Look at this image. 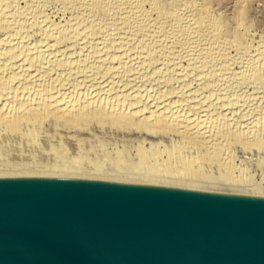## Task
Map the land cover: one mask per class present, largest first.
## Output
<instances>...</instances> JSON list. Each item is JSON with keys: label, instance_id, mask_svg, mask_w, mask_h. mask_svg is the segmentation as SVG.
Masks as SVG:
<instances>
[{"label": "bare ground", "instance_id": "6f19581e", "mask_svg": "<svg viewBox=\"0 0 264 264\" xmlns=\"http://www.w3.org/2000/svg\"><path fill=\"white\" fill-rule=\"evenodd\" d=\"M18 1L0 0V102H13L10 106L0 103L1 123L14 127V133L23 135V138L26 137V127L37 126L39 119L45 116L67 124L97 118L100 121L111 120V123L120 126L134 124L145 129L148 126L152 132L163 129L164 133L172 132L174 136L179 133V145L172 146L174 149L169 152L166 150L170 156L166 164L160 163L164 161L160 155L158 158L157 154L150 156L143 153V165L149 159H153L155 165L162 164L156 172H138L129 179L111 175L94 177L220 193L226 192L219 187L237 185L231 177L213 176L228 167L225 161L229 156L225 157L232 152L230 149L234 141L241 140L247 145L250 139L255 141L250 147L261 148L264 145V129L258 123L261 114L253 109L256 107L254 104L244 106L248 101H243L245 104L242 106L247 107L242 113L245 115L240 111L238 113L241 118L249 115V119L243 118L247 119L244 121L236 113L238 109L233 107L240 98L234 104L233 95L231 99L226 97L234 93L235 98L236 90L239 87L243 90L242 83L245 85L243 81L246 79L254 85L261 79L264 81L262 46L263 49L254 48L253 44L245 41L242 33L237 32L239 29L236 27V32H222L221 22L210 17L204 5L199 6L189 0H169L168 4L163 0H62L63 9L71 14L62 26L48 21L49 16L42 8L45 6L42 5L43 0H28L26 10L17 6ZM44 2L46 11L50 4ZM37 36L43 40L34 44ZM50 40L54 41L51 46L48 43ZM62 46L68 50L63 51ZM231 48L235 49V55L230 57L228 52L227 57L230 58L223 60L224 54ZM196 53L205 56V66L217 67L218 71L224 67L223 74L215 72L214 68L212 70L218 73V80L203 72L199 75V70H205V67L199 69L198 61V66L196 62L194 64L198 71L193 73H197L202 80L194 78L192 70L195 67L188 69V65L186 68L183 66L182 62L187 60L189 67L194 66ZM233 63H238L240 67L239 73L235 74L240 77L236 79L238 81L228 79L231 76L228 72L235 68ZM217 65H221L220 69ZM195 81L197 86L193 88ZM225 81L228 87L221 90L219 84ZM93 93L98 95L91 97ZM100 94L107 98L104 100L101 96L97 99ZM255 101L259 106V99L249 102L252 104ZM222 103L236 111L221 112ZM256 117L258 124L255 123ZM236 118L242 122L236 123ZM226 122L229 128L225 126ZM250 122H254V126L251 127ZM223 124L226 129L221 132ZM235 124L239 128L244 127L238 131ZM200 162L209 165L202 170L195 169ZM167 181L170 184H166ZM202 184L218 188L210 190L212 186L204 188L200 186Z\"/></svg>", "mask_w": 264, "mask_h": 264}, {"label": "water", "instance_id": "95a60500", "mask_svg": "<svg viewBox=\"0 0 264 264\" xmlns=\"http://www.w3.org/2000/svg\"><path fill=\"white\" fill-rule=\"evenodd\" d=\"M0 264H264V197L0 168Z\"/></svg>", "mask_w": 264, "mask_h": 264}, {"label": "rangeland", "instance_id": "374dc122", "mask_svg": "<svg viewBox=\"0 0 264 264\" xmlns=\"http://www.w3.org/2000/svg\"><path fill=\"white\" fill-rule=\"evenodd\" d=\"M27 1L28 0H26V2L25 0H19L17 2L19 3L17 6L22 9L24 8V10H26L28 9V6H29ZM44 1H47L50 4V6H48L46 10L47 12L45 11L46 2ZM163 1L166 4H168L169 2V0H163ZM189 1L196 3V5H199V6L204 5V9H206L207 14L208 13L211 14V16L209 15L210 17L218 20L219 23L221 22L220 26H221L222 32H228V31L236 32V28H237L239 29V31L237 30V32L242 33L243 38L244 36L246 38V39L244 38L245 41L253 44L254 48H256L257 46L260 49L264 48V0H189ZM43 3L44 4L42 5H45V6H43L42 8H44V12L48 14L49 16L48 21L49 22L51 21L50 23H53L54 25L56 24L55 26H58L57 24H60L62 26L65 24V22L66 23L68 22V20L71 17V14L63 9L62 0H43ZM205 4H206V7H205ZM25 7L27 8L25 9ZM37 38L38 39L34 41L35 42L34 44L41 42L40 39L42 38H40V36H37ZM52 41L53 40L48 41L49 45L53 44ZM42 43H46V41L45 42L43 41ZM261 46L263 48H261ZM58 47L60 48V46ZM65 47L66 46L64 47L62 46V48H64L63 51L67 49V47L66 48ZM228 52L230 53V55L228 54ZM235 52H236L235 49L231 48V50H228L226 52L227 54L226 53L224 54L223 60H225V57L230 58L231 56L235 55ZM227 55H229L230 57L229 56L227 57ZM194 56H195L194 59H196V61L195 60L193 61V65L196 62L195 65L198 66L199 64V69L201 67L202 68L205 67V70H203L204 68L199 70L201 73L203 72L204 75H207V76L212 75L215 80H218L219 77L216 78L218 76L216 74L220 73V71H221V74L224 73L223 66H222L223 68L220 71L217 70V67H213L215 69L214 70L215 72L218 71V73H215V72L213 73L212 72L213 68L212 67L209 68L210 65L206 64L205 66L204 64L206 62L205 56L204 57L200 56L197 53L194 54ZM196 56H198V58L200 57V59L197 60ZM197 61H198V64H197ZM201 61L204 65L201 63ZM182 64L183 66H185V68L188 65V69H193L194 67L196 68L195 65L189 67L190 63H188V60L185 62L183 61ZM220 64L223 65V63H220ZM237 64L238 63L236 64L233 63L232 66H234L235 68L232 66H229L231 68H234V70L233 69L230 70L231 69L230 68L229 69L230 71L229 72L227 71L228 73L231 72L230 74L231 76L228 78L231 81H234V80L238 81L240 78V77L235 76L236 72L239 73V70H240V67H238L239 64L238 66ZM221 65H217L219 66V69ZM207 66H208V69H207ZM197 69L198 68H196L195 70H192V74H194V78L197 77V81L200 78L202 80V77L198 76L197 73H193V71L194 72L198 71ZM206 71L209 73H206ZM200 72H198L199 75H203V73L200 74ZM233 76L235 77V79L234 78L231 79V77ZM197 81H195L196 83L194 82L195 86L193 85L192 86L193 88L197 86ZM246 81H243L245 82L246 87L241 82L243 90H241V88L239 87V89L236 90L237 95L235 96V98H234V93L232 94L230 93L231 96H229L228 94L226 97L227 99L229 98L231 99L233 95V99H235L234 104L237 103V100L240 98L238 100V103L235 104L236 107L233 105V107L236 110L237 109L238 110L236 111L232 107L229 108L227 107L226 104L222 103L224 105L223 107L225 108L222 107L223 111H221L222 109L220 111L224 112L225 110V113H230V111L232 112L236 111V113H238V111H240V113L242 114L244 110H247L246 109L247 107H244V106H247L248 104L249 106L255 105L256 107L255 108L253 107V109L255 110L257 109V111L260 112L261 114L259 115L261 117H264L263 116L264 113L262 112L264 111L263 110L264 109V81H262V79L261 81H258V83H256L257 86H255L256 84L255 85L252 84L254 82L250 83L251 81L250 82L249 81L246 82ZM223 83L222 85L219 84V88L221 90L223 89L225 90L228 87L227 86L228 82L226 83L225 81ZM119 88H121V86H119ZM95 94L98 95L97 93ZM95 94L93 93L90 96L93 97ZM223 94L226 96L225 92ZM240 95H242V97ZM101 96L103 99L107 98L100 94V96H98L97 99L101 98ZM237 96H240V97H237ZM243 96H245L246 98ZM94 98H96V96ZM222 99L225 100L224 97ZM251 99L252 100L259 99V106L256 103L257 101L250 104L249 101ZM245 100L248 101L249 103L245 102ZM243 101L246 103V105H244L245 103ZM0 103L1 105H5V103H7V105L10 106L12 105L13 102L10 103V101L5 102V100L4 101L2 100V102ZM260 103L261 104L263 103L262 107ZM238 104H239V107H238ZM241 106L243 108H241ZM240 113H238L239 118H241ZM1 115L2 113L0 111V116ZM242 115H245V113ZM248 116H245V118H247ZM261 117L258 116V118H260L259 122H258V118L256 117L257 121L255 120V123L256 122L260 123L261 126L263 127V128L261 127V129H264V121H263L264 119ZM239 118L234 119V120H237L236 123H238ZM243 118L244 117H242L241 119L244 120L245 118L244 119ZM40 119L39 121L37 120L38 121L37 126L33 124L31 126H28V128L26 127L25 129L26 131L24 133L26 134L25 135L26 137L24 138H23V135H19V134L16 135L14 133L15 131L12 130L14 129L13 126H12L13 128L9 127L8 125L7 127L5 126L6 124L1 123L0 121L1 123L0 124V168L28 169V170L32 169V170L55 172V173H66L67 172L73 175H84V176L87 175V176H93V177L97 175L98 176L103 175V176L108 177L111 175L110 177L115 176L119 178L129 179L130 177L134 176L138 172L145 173V171H147L146 173H153V170L156 172L158 169L161 168L159 166L160 165L162 166V164L160 163L164 162L163 165L167 163L166 161H168V159L170 158L168 152L174 149L177 145H179V142L181 141V138H180L181 135L179 133L178 135L175 134L174 136L172 132H170V134L167 131L164 133L162 131L163 129L157 132V130H160L157 128L154 129V130L157 129L156 132L154 130H153L154 132H152L151 129H150L151 130L150 132L148 126H146V129L144 126L139 127V126H135L134 124L130 126H128L129 124L127 125L124 124L125 126H120V124L114 125L115 122L111 123L110 122L111 120L110 121H107V120L100 121L99 119L97 120V118H95V120H93V118H91V120L88 118V120L80 119L76 121L75 123L73 122L72 124L71 123L67 124L64 122H57L53 120L52 117H49V116H45V118L42 117ZM250 124H251V127L254 126V122L252 123L250 122ZM220 125H218V127H220ZM225 126L226 127L229 126L227 125V122ZM225 126L223 124L220 127V129L223 127V129L220 130L221 132L224 131V129H226ZM235 127L239 128V126L236 124H235ZM242 127H244V125H242L240 128ZM150 128L153 129V127L151 126ZM240 128L238 129V131L241 130ZM11 130L14 133V136H12L13 133L11 132ZM171 133H172V136H171ZM236 141H234V144H232V147H231L232 149H230L232 150V152L229 150L231 152L229 153L228 151L230 155L226 154L227 156L225 157L227 158L229 156L228 161L225 159L226 160L225 162H227L228 165L227 164L226 165L228 167L231 166L230 168L231 170L229 169L228 171L227 170L228 167L226 166L227 167L226 175L224 174L226 173L225 172L226 170L225 171L222 170L221 171L222 173L220 172L218 175H215L213 177H218V176L221 177V175H222V178H226V179L227 178L230 179L231 177V179L232 178L235 179L234 181L237 185H234V186L226 185L225 186L226 188L225 187L224 188L217 187V188L222 191L224 190L226 193L236 192V193H241L243 195L253 194L254 196L264 197V145H262V147L258 149V146H256L257 148H255V146L250 147L253 140L248 139L249 143L250 141L251 143L250 144L248 143L247 145H246L247 142L245 143L243 140H242L243 142H240L241 140L239 142L238 141L236 142ZM254 142L255 141H253V143ZM204 152L207 153L206 151ZM143 153H147L150 156L157 154L158 158L161 157L162 160L164 161L160 160L161 162L159 163V166H158V163L155 165L156 162H154L153 159H149L148 162L144 164L145 167L143 168L144 166L142 164L143 158H141L143 157ZM221 159L220 160L224 162V157H222ZM230 161L232 164L228 163ZM203 164L204 163L200 162L199 165L198 164L195 165L196 166L195 169L197 168L198 170L200 169L202 170V168L205 169L207 165H209V164H206V165L205 164L203 165ZM169 182L167 181L166 184H168ZM209 182L212 183L211 181ZM207 185L208 184H204V185L202 184L200 186L204 188H208V187L210 188L212 186L210 190H212V188L215 187L212 184H209V186ZM217 188L215 187V189Z\"/></svg>", "mask_w": 264, "mask_h": 264}]
</instances>
